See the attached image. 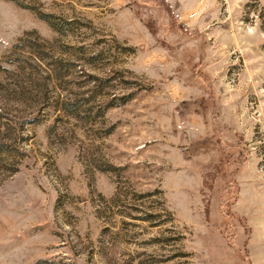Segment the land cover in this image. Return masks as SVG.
<instances>
[{"label":"rangeland","instance_id":"rangeland-1","mask_svg":"<svg viewBox=\"0 0 264 264\" xmlns=\"http://www.w3.org/2000/svg\"><path fill=\"white\" fill-rule=\"evenodd\" d=\"M0 264H264V0H0Z\"/></svg>","mask_w":264,"mask_h":264}]
</instances>
